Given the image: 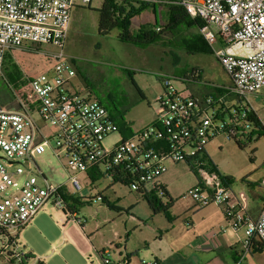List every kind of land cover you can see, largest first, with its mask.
Listing matches in <instances>:
<instances>
[{
  "label": "built area",
  "instance_id": "obj_1",
  "mask_svg": "<svg viewBox=\"0 0 264 264\" xmlns=\"http://www.w3.org/2000/svg\"><path fill=\"white\" fill-rule=\"evenodd\" d=\"M92 1L0 0V78L8 53L32 51L28 45L58 48L43 54L53 64L50 73L26 76L36 103L33 111L19 100L20 110L15 112L0 102V150L6 156L1 157L5 163L0 162V256L7 264H26L30 258L20 233L47 206L57 208L62 223L74 217L66 206L63 185L46 178L37 164L52 141L53 155L65 160L68 180L77 191L82 190L78 174L98 172L118 178L141 195L164 197L167 164L186 162L197 177L187 197L199 208L216 205L235 230L245 228V253L254 241L264 246V205L258 218L250 216L223 177L211 170L206 152L218 133L240 140L250 131L245 122L253 110L250 98L264 90V0H126L178 7L199 20L201 36L231 81L226 93L214 100L185 96L172 85L178 81L174 76H162L164 96L158 99L157 122L130 139L123 137L100 101L69 88L75 71L64 47L72 11ZM228 97L236 98L237 109H232L230 118L216 119L218 104ZM48 125L54 129L50 136L45 133ZM115 131L122 137L106 149L103 141Z\"/></svg>",
  "mask_w": 264,
  "mask_h": 264
},
{
  "label": "rangeland",
  "instance_id": "obj_2",
  "mask_svg": "<svg viewBox=\"0 0 264 264\" xmlns=\"http://www.w3.org/2000/svg\"><path fill=\"white\" fill-rule=\"evenodd\" d=\"M103 1L93 0L90 6L78 5L72 11L64 47L75 71L69 88L73 93L100 101L117 124H121L123 118L131 126V135H137L157 122L158 99L164 96L160 77L171 76L176 71L190 74L193 70L198 82L205 87L213 84L227 87L231 84L214 55L197 52L191 45L194 38H201L197 27L177 24L173 29L168 28V8L148 7L132 19L133 32L146 23L153 24L154 31L156 27L161 28L156 41L142 48L120 41L118 28L108 35L99 33V11ZM28 47L32 51H15L19 68L30 77L50 73L53 64L43 54L58 48L48 45ZM172 85L181 93L186 89L180 81H172ZM218 86H213L216 92L221 90ZM222 96L220 93L216 98ZM236 101V98L228 97L227 105ZM3 105L7 111L20 110L17 99ZM250 108L264 124V90L250 98ZM53 130L48 125L45 133L50 136ZM131 135L125 136L126 139H130ZM121 137L120 132L115 131L104 139L103 146L111 149ZM53 147L52 141L44 154L37 158V164L46 178L63 185L65 195L69 196L66 206L75 210V218L80 219L78 223L68 216L71 221L69 226L74 223L86 232L84 237L95 248L91 250L81 243L71 230L64 233L65 224L60 221L59 211L49 205L36 216L39 219L37 223L35 217L20 233L23 249L27 253L33 252L35 257L32 259L30 254L27 255L30 259L26 264H105L106 261L110 264H156L155 259L162 264H193L192 260H182L179 250L194 232L192 221H199L201 211L195 201L187 197L197 184L196 175L188 163L167 164L168 171L163 181L173 205L166 216L155 214L135 190L123 183H114L108 176L92 182L86 174H78L82 190L77 191L68 180L65 160L53 155ZM206 152L220 173L235 182L233 188H237L238 192L241 189L247 192L258 190L264 177L263 134L259 137L256 134L239 146L228 138L227 133H218L207 144ZM1 157L6 158L2 150L0 162H4ZM154 196L164 206L170 202L168 196ZM78 198L81 204L74 201ZM221 218L224 226L221 232L226 234L234 248L231 256L236 262L231 264H264V249L253 255L245 253V228L235 230ZM169 221H174L175 228L170 226ZM224 254L228 257L230 253ZM0 264H7L4 257L0 256Z\"/></svg>",
  "mask_w": 264,
  "mask_h": 264
},
{
  "label": "trees",
  "instance_id": "obj_3",
  "mask_svg": "<svg viewBox=\"0 0 264 264\" xmlns=\"http://www.w3.org/2000/svg\"><path fill=\"white\" fill-rule=\"evenodd\" d=\"M148 7L151 6L146 4L135 6L133 3L126 0H104L102 7L99 11L100 12L99 33L102 35H108L111 31L118 28L120 30L118 36L120 41L145 48L146 46L156 41L157 33L161 31V28L156 27V30L154 31L153 24L146 23V24H142L137 32H133L131 30V22L135 16L139 15L144 9ZM152 7L155 8L156 6H152ZM168 17H169V24L167 26L169 29H173L177 24L186 25L187 27H197L198 29L202 27V24L199 20L191 19L185 13V11H183L181 8L178 7H169ZM191 45L194 46V50L197 52L213 55L212 49L206 44L202 36L201 38L198 37L194 38L191 42ZM8 54L5 57L3 74L0 78V102L1 104H5L12 99H17L22 104L27 105L29 110L33 111L36 103L34 101V95L29 87V80L21 71L19 66L16 64L12 56ZM174 73L175 74L172 76H174L178 81L184 83L185 85H189L192 82H198L197 75H195L193 70L191 71L190 74L185 73L184 71H178V72L176 71ZM161 83H162V79H161ZM162 87L164 89L163 83H162ZM225 93L226 90H224L223 95ZM194 97L206 98L207 96H194ZM212 98L216 100L215 97ZM218 105L219 107L217 109L216 119L219 120H223V118L232 117L233 116L232 109L234 108L237 109L235 107V103L229 106L227 105V98L224 102ZM245 120H246L245 122L249 123L251 128L248 134L243 136V139L234 140L239 146H242L244 141H249L250 139H252L256 134L258 137L260 134L264 135L263 121L261 120V118H259V116H257V114L253 110L248 111L247 119ZM117 125L119 126L120 132L125 139H126L125 136L132 134L131 126L128 123H126L123 118L121 120V124H117ZM208 165L212 171L218 173L223 177L225 183L229 184L232 181L231 178L225 177L220 173L217 166L209 158V156H208ZM191 170L195 174V171L192 168ZM104 176L106 175L95 172L94 174L91 173L88 176V178L92 182H95ZM110 178L113 180L114 183H123L127 185L125 182L119 180L116 177H110ZM138 194L141 195L140 193ZM141 196L148 202V204L150 205V207L152 208L155 214L162 213L168 216V209L172 206L173 200L169 196L167 190H165V196H168L170 199V202L168 203L167 206H164L163 204L159 203V200L157 199V197L154 196V193H148L146 195H141ZM68 197L69 196L64 195V200L66 203L69 200ZM74 201L81 204L79 198L74 199ZM70 211L76 213V211L73 209H70ZM261 246L264 247L262 244ZM251 250L252 248L250 249V251Z\"/></svg>",
  "mask_w": 264,
  "mask_h": 264
},
{
  "label": "crops",
  "instance_id": "obj_4",
  "mask_svg": "<svg viewBox=\"0 0 264 264\" xmlns=\"http://www.w3.org/2000/svg\"><path fill=\"white\" fill-rule=\"evenodd\" d=\"M162 8H168V7H162ZM9 54H11L12 58L17 64V60H16L17 52L13 51ZM21 71L24 73L25 76H29L26 72H24V70L21 69ZM174 74L175 73L172 72L171 75ZM185 86L186 89L184 92H182V94L185 96L188 97L211 96L215 98L220 93L223 94L224 90H226V88L229 87V86L227 87L218 86L215 84L208 85L207 87H205L203 84L201 85L199 82H192L189 85H185ZM213 86H218L221 88V90H219V92H216ZM164 178L165 175L162 176V182L166 187V190L168 191L167 185L165 181H163ZM228 185L232 189L236 197L238 198L241 205L248 212V214L253 218H258L264 205V193H263L264 187L262 185V180L259 184V188L257 191L251 190L250 192H247L241 189L238 192L236 190L237 188L236 189L233 188V185H235V182L233 180ZM199 210H201L199 221L197 222L192 221L193 229H195L194 232L185 241V243L183 245L181 244V246L179 247L181 255L184 257V258L183 257L180 258L182 260L186 259L187 262L192 260L193 264H231L232 262L235 263L236 260L232 259L233 257L231 256V253L234 250L233 245L229 240V238L226 236V234H222L221 232L222 228L224 227L223 224H221L222 221L221 217L224 218L225 222H228L222 210L217 206L215 207L214 205H210L205 208H199ZM73 213H74L73 216L75 217V215H77V212L76 213L73 212ZM58 214L61 217L60 212H58ZM37 218L38 217H36V223L39 221V219ZM70 223H71L70 219L69 222L64 223L65 224L63 226V229L65 228L64 233H67L68 231L71 230L73 232V235L77 236L80 239L81 243L87 245L89 248H91V250H93V248L95 247L91 246L90 243H88V238L87 239L85 238L86 232L84 233V231L78 228V226L74 223H72L69 226ZM169 224L170 226H172V228H175L174 221H169ZM67 226L69 227L67 228ZM262 249H264V247H262L259 242L254 241L252 245V250L249 251V253L253 255L256 252L261 251ZM228 251L230 254L227 257L226 254L224 253H227ZM27 254L28 255L30 254L29 255L30 258L35 259L33 252ZM155 261L156 264H162V261H160L159 259H155Z\"/></svg>",
  "mask_w": 264,
  "mask_h": 264
}]
</instances>
